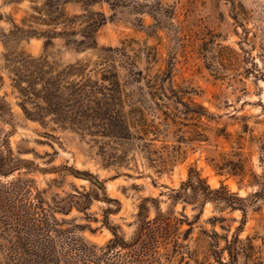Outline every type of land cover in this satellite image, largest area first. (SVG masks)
Here are the masks:
<instances>
[{
    "label": "rangeland",
    "instance_id": "374dc122",
    "mask_svg": "<svg viewBox=\"0 0 264 264\" xmlns=\"http://www.w3.org/2000/svg\"><path fill=\"white\" fill-rule=\"evenodd\" d=\"M231 1L239 22L230 0H0V96L10 111L0 113V152L10 148L13 159L31 161L0 178L31 177L45 195L88 190L93 196L86 207L72 205L55 216L66 219L63 225L83 224L77 233L97 245L112 236L100 223L107 207L108 220L127 238L137 204L147 196L191 223L184 240L188 264H264V0ZM89 10L103 11L105 20L94 32L95 44L83 46L77 40L84 18L73 15ZM63 24L77 32L58 34L46 46L29 30ZM107 45L120 49L115 68L127 93L140 91L137 69L166 70L164 85L179 90L188 107L200 103V115L189 112L171 124L167 139L180 148L168 169L155 171L139 154L129 164H104L87 136L50 114L41 121L28 117L19 105L24 99L30 110L38 108L17 90L34 76L33 58L44 55L53 72L75 61L93 67ZM72 168L91 173L102 186ZM191 168L208 188H200V200L172 201L170 188H178ZM157 200L147 201L148 216Z\"/></svg>",
    "mask_w": 264,
    "mask_h": 264
},
{
    "label": "trees",
    "instance_id": "16d2710c",
    "mask_svg": "<svg viewBox=\"0 0 264 264\" xmlns=\"http://www.w3.org/2000/svg\"><path fill=\"white\" fill-rule=\"evenodd\" d=\"M92 1L98 0H86L87 5ZM230 4L232 18L239 22V8L231 0ZM88 14L73 15L84 18L78 31L81 38L77 40L83 46L95 44L94 32L105 20L103 11L89 10ZM29 30L44 37L43 46L58 34L77 32L65 28L64 24L60 29L54 26L41 31ZM102 50L93 67L75 61L55 72L44 55L33 58L35 74L26 86L18 83L17 90L22 98L38 108L30 110L21 99L22 111L40 121L50 114L58 125L87 136L88 140L97 143L104 164H129L139 154L144 164L155 171L168 169L180 148L167 139L171 124L181 123L189 112L200 115V103L193 102L192 107H188L179 90L164 85L169 78L166 70L143 73L137 69V81L142 80L138 85L140 91L127 93L115 68L119 47L107 45ZM5 111L10 112L0 96V113ZM20 163L31 161L13 159L10 148L0 152V175L7 176ZM71 170L72 174L88 179L96 187L102 186V181L91 173ZM202 186L208 188L199 172L191 168L178 188H170L169 197L172 201L177 198L197 201ZM45 191V188L38 189L31 177L0 178V264H171L174 260L188 264L185 256H189L190 250L184 240L191 223L185 221L182 213L180 217L172 209L162 210L156 198H141L135 212L134 228L127 238L117 230L118 225L108 220L110 209L107 207L100 223L112 236L97 245L77 233L83 224L63 225L66 219L55 216V212L66 213L72 205L78 209L86 207L93 195L88 190L78 189L65 195H45ZM104 198L118 203L115 198ZM149 200H157L152 216H148ZM183 222L188 226L181 228Z\"/></svg>",
    "mask_w": 264,
    "mask_h": 264
},
{
    "label": "water",
    "instance_id": "95a60500",
    "mask_svg": "<svg viewBox=\"0 0 264 264\" xmlns=\"http://www.w3.org/2000/svg\"><path fill=\"white\" fill-rule=\"evenodd\" d=\"M262 159L264 160V146H263V150H262Z\"/></svg>",
    "mask_w": 264,
    "mask_h": 264
}]
</instances>
